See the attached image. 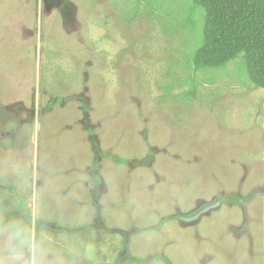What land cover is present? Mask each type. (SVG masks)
Segmentation results:
<instances>
[{"label":"rangeland","instance_id":"374dc122","mask_svg":"<svg viewBox=\"0 0 264 264\" xmlns=\"http://www.w3.org/2000/svg\"><path fill=\"white\" fill-rule=\"evenodd\" d=\"M193 4L0 0V264H264V90Z\"/></svg>","mask_w":264,"mask_h":264},{"label":"trees","instance_id":"16d2710c","mask_svg":"<svg viewBox=\"0 0 264 264\" xmlns=\"http://www.w3.org/2000/svg\"><path fill=\"white\" fill-rule=\"evenodd\" d=\"M190 1L193 10L196 6L204 10L203 31L192 59L196 68L224 69L242 59L249 80L264 90V0ZM37 224L46 225L40 220Z\"/></svg>","mask_w":264,"mask_h":264},{"label":"clouds","instance_id":"9594fccd","mask_svg":"<svg viewBox=\"0 0 264 264\" xmlns=\"http://www.w3.org/2000/svg\"><path fill=\"white\" fill-rule=\"evenodd\" d=\"M6 231L9 235L10 242L14 245L13 251H17V247L32 245L33 239L28 226L22 222H13L7 225ZM35 264V262H33Z\"/></svg>","mask_w":264,"mask_h":264}]
</instances>
